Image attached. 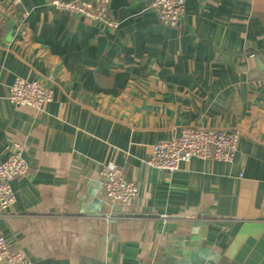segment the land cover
<instances>
[{
  "label": "crops",
  "instance_id": "obj_1",
  "mask_svg": "<svg viewBox=\"0 0 264 264\" xmlns=\"http://www.w3.org/2000/svg\"><path fill=\"white\" fill-rule=\"evenodd\" d=\"M51 1L0 0V162L17 142L29 165L0 232L21 264H264V0H186L177 27L110 0L113 30ZM17 77L52 101L11 103ZM186 126L240 128L233 160L152 167ZM110 162L137 198L105 195Z\"/></svg>",
  "mask_w": 264,
  "mask_h": 264
},
{
  "label": "built area",
  "instance_id": "obj_2",
  "mask_svg": "<svg viewBox=\"0 0 264 264\" xmlns=\"http://www.w3.org/2000/svg\"><path fill=\"white\" fill-rule=\"evenodd\" d=\"M50 3L57 9L80 15L111 30L119 25L110 9V0H52ZM185 6L186 0H150V7L156 12L160 23L169 27L180 24ZM53 94L49 80L46 83L41 79L17 77L7 99L17 106L42 109L52 101ZM241 136L242 130L238 127L186 126L178 137L153 145L148 162L152 167L168 172L177 171L182 163L194 157L230 162L238 151ZM28 171L23 147L17 142L13 143L7 159L0 162V215H5L16 202L13 182L25 176ZM100 175L105 195L112 201L127 203L138 197V185L127 180L116 163L104 165ZM24 260V253L14 249L0 232V261L21 264Z\"/></svg>",
  "mask_w": 264,
  "mask_h": 264
},
{
  "label": "water",
  "instance_id": "obj_3",
  "mask_svg": "<svg viewBox=\"0 0 264 264\" xmlns=\"http://www.w3.org/2000/svg\"><path fill=\"white\" fill-rule=\"evenodd\" d=\"M264 63L262 61H260V66L263 67Z\"/></svg>",
  "mask_w": 264,
  "mask_h": 264
}]
</instances>
